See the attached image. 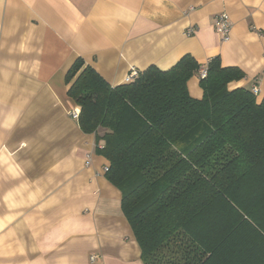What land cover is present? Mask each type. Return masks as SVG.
<instances>
[{"label":"crops","instance_id":"crops-1","mask_svg":"<svg viewBox=\"0 0 264 264\" xmlns=\"http://www.w3.org/2000/svg\"><path fill=\"white\" fill-rule=\"evenodd\" d=\"M186 54L239 68L229 87L256 83L262 101L264 0H0V264H144L66 74L82 58L116 86ZM188 87L203 96L198 72Z\"/></svg>","mask_w":264,"mask_h":264},{"label":"trees","instance_id":"trees-1","mask_svg":"<svg viewBox=\"0 0 264 264\" xmlns=\"http://www.w3.org/2000/svg\"><path fill=\"white\" fill-rule=\"evenodd\" d=\"M190 54L113 86L84 59L66 74L79 125L96 135L107 180L144 264H264V99L219 56L200 79Z\"/></svg>","mask_w":264,"mask_h":264},{"label":"built area","instance_id":"built-area-1","mask_svg":"<svg viewBox=\"0 0 264 264\" xmlns=\"http://www.w3.org/2000/svg\"><path fill=\"white\" fill-rule=\"evenodd\" d=\"M214 28L216 30V32L220 35L221 39L226 41L228 39H230L231 36V31L233 28V21L230 17V15L227 12H222L219 13L218 15L215 16L214 19ZM194 32V29L192 27L187 29V33L189 35H191ZM138 71L136 68H132L131 71L129 72V74L126 76L125 81L126 82H131L133 81L137 75H138ZM208 73V68H207V64L206 65H202L201 68L198 71V77L199 79L201 78H205L207 76ZM252 93L258 97L259 93H260V88L258 86V84H253L252 87L250 88ZM79 114H80V109L76 108L74 109V111L72 112V115L74 118H79ZM108 170V166L105 167V172ZM91 259L94 260L95 256H91Z\"/></svg>","mask_w":264,"mask_h":264}]
</instances>
